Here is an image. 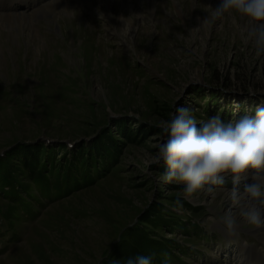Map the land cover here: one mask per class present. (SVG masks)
<instances>
[{
    "label": "rangeland",
    "instance_id": "374dc122",
    "mask_svg": "<svg viewBox=\"0 0 264 264\" xmlns=\"http://www.w3.org/2000/svg\"><path fill=\"white\" fill-rule=\"evenodd\" d=\"M0 3V153L33 141L73 150L101 131L117 134L113 121L120 119L134 133L139 125L147 130L91 187L36 209L32 220L10 225L0 215V264H111L121 260L114 255L120 241L155 203L198 225L151 235L180 246L172 264H249L244 254L253 250L264 256V229L232 236L218 226L207 230L221 208L232 206L229 179L187 203L196 212L177 211L179 187L160 184L152 159L166 138L155 124L175 107H190L199 121L207 120L204 101L216 103L232 122L264 104V57L254 55L243 20L200 27L218 0ZM199 88L205 99L194 96ZM6 205L0 199V213Z\"/></svg>",
    "mask_w": 264,
    "mask_h": 264
},
{
    "label": "clouds",
    "instance_id": "9594fccd",
    "mask_svg": "<svg viewBox=\"0 0 264 264\" xmlns=\"http://www.w3.org/2000/svg\"><path fill=\"white\" fill-rule=\"evenodd\" d=\"M206 13L200 27L209 31L225 17L243 20L254 55L264 57V0H218L214 9L206 7ZM155 127L166 138L152 159L162 168L160 184L179 187L175 210L229 179L234 186L232 206L221 208L207 230L218 226L232 236L243 228L264 229V104L232 122L219 115L197 121L190 107L179 106ZM242 180V189L236 187ZM155 260L156 253L150 252L114 259L111 264H154ZM160 264H172L171 256L162 254Z\"/></svg>",
    "mask_w": 264,
    "mask_h": 264
},
{
    "label": "trees",
    "instance_id": "16d2710c",
    "mask_svg": "<svg viewBox=\"0 0 264 264\" xmlns=\"http://www.w3.org/2000/svg\"><path fill=\"white\" fill-rule=\"evenodd\" d=\"M221 84L224 89L230 87L226 83ZM192 92L194 96L205 99L201 95L202 88L193 89ZM216 95L217 93L209 92V99L216 98ZM215 104L204 101L202 114L206 119L219 115L227 122L228 113L224 109L217 110ZM210 106L213 107L212 110ZM243 115L244 112L241 116ZM204 119L205 117H198L199 121ZM113 122L117 134H112L109 129L101 131L91 139L90 144L73 150H68L63 143L49 145L33 141L17 142L0 153V199L7 202L5 211L0 213L3 219L10 225L19 221L22 216L32 220L37 215L36 209L91 187L117 167L123 149L142 143L147 130L139 125L136 130L138 133H134L127 119ZM158 168L161 172V166ZM184 208L197 211V208H192L187 203H184L182 209ZM140 216L137 226L129 229L127 239L120 241L114 251L115 257L126 259L137 254L155 252L154 264H160L162 254L167 253L171 259L175 258L174 253H179L180 246L174 239H167L164 235L158 239L151 236L154 232L164 229L172 235V228L179 232L198 228L189 219H181L177 213L166 211L158 203L148 206Z\"/></svg>",
    "mask_w": 264,
    "mask_h": 264
},
{
    "label": "bare ground",
    "instance_id": "6f19581e",
    "mask_svg": "<svg viewBox=\"0 0 264 264\" xmlns=\"http://www.w3.org/2000/svg\"><path fill=\"white\" fill-rule=\"evenodd\" d=\"M0 1H4V0H0ZM0 5H1V3H0ZM249 252H251V251H249ZM249 252L246 251L245 254H244V256H246L245 261L247 263H249V264H264V256L263 255H260L255 250H253V253H251L250 255H248Z\"/></svg>",
    "mask_w": 264,
    "mask_h": 264
}]
</instances>
